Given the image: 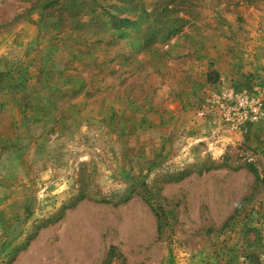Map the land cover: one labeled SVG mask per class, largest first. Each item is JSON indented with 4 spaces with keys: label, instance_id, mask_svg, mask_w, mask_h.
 <instances>
[{
    "label": "rangeland",
    "instance_id": "374dc122",
    "mask_svg": "<svg viewBox=\"0 0 264 264\" xmlns=\"http://www.w3.org/2000/svg\"><path fill=\"white\" fill-rule=\"evenodd\" d=\"M0 264H264V0H0Z\"/></svg>",
    "mask_w": 264,
    "mask_h": 264
},
{
    "label": "built area",
    "instance_id": "2783aa9c",
    "mask_svg": "<svg viewBox=\"0 0 264 264\" xmlns=\"http://www.w3.org/2000/svg\"><path fill=\"white\" fill-rule=\"evenodd\" d=\"M199 114L202 116L204 113L203 112H200ZM228 116H229V113L227 112L226 113V117H228Z\"/></svg>",
    "mask_w": 264,
    "mask_h": 264
}]
</instances>
